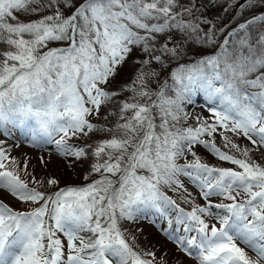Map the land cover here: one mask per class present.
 <instances>
[{
	"label": "snow or ice",
	"instance_id": "obj_1",
	"mask_svg": "<svg viewBox=\"0 0 264 264\" xmlns=\"http://www.w3.org/2000/svg\"><path fill=\"white\" fill-rule=\"evenodd\" d=\"M234 6L253 11L264 0H228L224 11ZM207 10L201 0H0L7 46L0 49V136L24 128L35 147L54 143L59 155L88 161L85 180L99 177L46 195L20 178L15 158L0 147V197L36 205L16 210L0 198V264H154L155 253L134 251L120 226L149 212L175 213V232L171 219L161 231L198 264H264V166L232 138L264 148V12L218 42L222 29ZM55 43L63 46H49ZM209 46L216 50L177 63L161 83L155 65ZM129 61L135 71L120 82ZM201 94L211 122L197 117L196 127H183L184 105ZM102 109L106 126L98 127L90 117ZM98 132L110 136L97 142ZM216 133L244 158L217 147ZM81 137L87 141L69 143ZM196 145L235 168L202 163ZM188 154L192 161L178 163ZM182 176L205 205L185 211L165 194L187 191ZM181 227L184 236L175 234Z\"/></svg>",
	"mask_w": 264,
	"mask_h": 264
},
{
	"label": "trees",
	"instance_id": "obj_2",
	"mask_svg": "<svg viewBox=\"0 0 264 264\" xmlns=\"http://www.w3.org/2000/svg\"><path fill=\"white\" fill-rule=\"evenodd\" d=\"M83 2V0H76V3L79 4ZM201 2L208 7L207 12L205 15L209 18L210 21L216 26L218 29H222L223 26L229 25V21L231 19V16H233V11L235 10L234 7H231L227 12L224 11V8L228 6V0H216V4L214 6H211L208 4V0H201ZM233 2V1H232ZM264 12V10H262ZM70 12H67L66 15H69ZM22 19H26L21 14ZM30 19H37L38 17L32 16L28 17ZM208 25L205 26V29H207ZM232 27V26H231ZM230 28V27H229ZM224 28V29H229ZM225 36H221L219 39V42H223ZM50 47H61L59 43L50 44ZM63 46V45H62ZM218 46V45H217ZM0 49H7V46L4 44H0ZM216 50V48H206L202 53H198L196 56L189 57L185 60H181L179 62L171 61L169 64H167L163 69H161L158 65H155L157 71L162 72L161 76V83L163 82V78H166L169 73L177 66V63H188L191 60H194L198 58L199 55H207L209 53H212ZM211 51V52H210ZM139 53H136L133 57V59L138 56ZM135 71V68L132 65V62L129 61V63L125 66L120 82L126 81L129 77L132 76L133 72ZM153 89L157 87L156 82L153 80L150 85ZM112 87H117V84L114 83ZM171 94V93H170ZM115 111V109H113ZM184 111L187 113V120L182 121L183 127H196L197 126V117H200V114L192 113V108L188 106V104L184 105ZM105 115L106 113L102 109L101 115L99 117H90L93 123L97 124L98 127H104L106 126L105 123ZM114 119V118H113ZM93 139L97 142L101 139L108 138L110 136V133L107 132H98L93 133ZM227 135L232 136V133H227ZM233 140L241 147V148H250L253 149L250 142L243 136L240 137H232ZM214 140L217 145L222 151L229 152V154H233L237 156V158H244L240 153L235 152L234 150L230 151L228 148L224 147V141L220 138L219 134H214ZM87 141V138L81 137L80 139L73 138L72 140H69V143L81 145ZM95 146V145H93ZM196 152V154L199 156L200 161L202 163L209 164L214 167H223V168H232L226 166L222 162L214 163L215 159L211 157V155H206L205 152L195 149L193 150ZM20 155H14L10 156L12 158H15L16 164H17V170L19 172L20 178L26 182H28V186L30 188H36L39 191L44 192L46 195L51 194L55 192L57 189H59L62 186H67L69 183L70 185H77L82 186L87 183H90L92 179L99 178L98 176H92L89 178V180H85L84 177L88 173L89 169V162H77L74 159L70 157H64L63 161H57L53 159H47L41 161V163L37 165H33L31 161H29L25 156ZM250 156L252 159V151L250 152ZM194 157L186 158L185 162L192 161ZM25 161L27 162V170H24V164ZM256 161V160H255ZM257 162V161H256ZM179 163V162H178ZM184 163V162H182ZM33 177L36 181H39L40 183H34ZM50 179H56L58 181L57 185L49 186L48 181ZM166 195L171 197L172 199L176 200V203L179 205V207L183 208L185 211H191L192 207L197 205V203L194 201L193 197H189L188 194L183 190L178 191H171L167 188L162 189ZM3 199L4 203H7L11 205L16 210H25L30 211L31 208L35 207L36 205L31 204H24L21 202H15L6 196L0 197ZM185 199H191L194 201L193 204H189L184 202ZM144 217V216H143ZM165 218V217H164ZM169 219H171L172 222H175V213L172 212L171 216L169 218H165V220L169 224ZM123 222L120 221L121 230L124 233V237L126 241L129 243V245L133 248L134 251L140 253L142 256L145 252H154L156 256V260L154 264H187L184 262L183 257L180 256L178 253H176L170 246H168L166 243L162 242H156L159 241L157 238L158 236L152 232L149 233L151 237H146L147 235H141L140 230L142 229L141 226H139V229H130L129 227L122 225ZM139 225H141L139 223ZM173 231L175 232L176 225H172ZM137 230V232H136ZM139 231V232H138ZM183 231V229H180L179 232ZM177 232V233H179ZM149 258V257H144Z\"/></svg>",
	"mask_w": 264,
	"mask_h": 264
},
{
	"label": "rangeland",
	"instance_id": "obj_3",
	"mask_svg": "<svg viewBox=\"0 0 264 264\" xmlns=\"http://www.w3.org/2000/svg\"><path fill=\"white\" fill-rule=\"evenodd\" d=\"M232 1H233V4L236 3V0H232ZM241 2H242V0H241ZM234 9L235 10L233 11V16H231V19H230V21L228 23L229 25L223 26L222 29L223 28H229L233 24L236 25V24L243 23L244 20H247V19L251 18L254 14H258V13L262 12V10H264V8H259L258 7L256 9H254L253 11H243V12H241V10L238 7H235V6H234ZM223 30H224V32L217 33V41L218 42H219V38L221 36H224V35H226V33H228L227 32L228 29H223ZM207 48H210L211 49V48H214V47L209 46ZM193 96H194L193 97V99H194L193 102L194 103L201 104V105L207 107V108L204 107L203 108V111H201L203 116L201 115L200 118H206L209 122H211L212 117H211V114L209 112V108L211 107V105L207 102V97L204 96V95H202V94L201 95H193ZM198 98H201V99H198ZM6 138H7L6 145L5 146L3 145V148L6 149L8 152L11 153V152H13L15 150V146L14 145H17V144L19 145V143H21L22 140H23L22 130H19L18 128H16L15 137L13 138V140L10 139L9 135H8V137L6 136ZM204 139L205 140H208L209 138L207 136H205ZM25 145L27 147H32V148H34L37 151L35 153H30V155H28V159L30 158V161L32 162L33 165H38V154L43 153L42 150L40 148L35 147L31 143V141L30 142L29 141L25 142ZM195 148L202 149V150H204V151L207 152L206 155L208 154V155L213 156L202 145H196V146H194L193 149H195ZM23 151L25 152V150H23ZM52 153L53 152L50 151V153H48V155H51ZM253 153H255V155L253 156L254 160H256L259 164H261L262 166H264V148L255 149V152H252V154ZM51 156H55V155L53 154ZM191 157H192V155L191 154H188L184 158H188L189 159ZM182 159L183 158H181L179 161H181ZM216 160L217 161L214 162L216 164H217L218 161L219 162H222V161L218 160L217 158H216ZM180 180L183 183L184 188L187 189L186 192L187 193H191V197L194 198L195 202L199 203L201 206H203V205L206 204L205 200H203V198L201 197V195H198L199 188L196 185H194L192 182H190V180L188 178L183 177V176L180 177ZM214 198L215 199H220V198H216V197H214ZM205 219H206V222H208L209 224L216 223L215 220H212L210 218L205 217ZM131 224L134 225V223H131ZM217 226H219V225L217 224ZM136 232H137V230H136ZM149 233H152V232L150 230L147 231V229L144 228V227H142V229L140 230V234L143 235V236L144 235H147L146 237H151L149 235ZM61 239H63L62 236H61ZM156 242H159V241H156ZM173 243H175V242H173ZM175 245H176V243H175ZM241 246L243 247V245H241ZM246 251H247V249H246ZM249 255H253V254L251 252H249ZM186 263L187 264H193L192 261H189V260H187Z\"/></svg>",
	"mask_w": 264,
	"mask_h": 264
}]
</instances>
